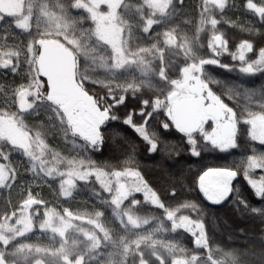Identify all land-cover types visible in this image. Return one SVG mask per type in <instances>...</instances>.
<instances>
[{
  "label": "rangeland",
  "instance_id": "rangeland-1",
  "mask_svg": "<svg viewBox=\"0 0 264 264\" xmlns=\"http://www.w3.org/2000/svg\"><path fill=\"white\" fill-rule=\"evenodd\" d=\"M188 2L0 0V106L4 108L0 109V134L24 146L35 144L36 152L35 160L25 162L30 169L25 197L0 194V227L10 237L17 232L13 238L19 248L63 249L62 237L50 230L59 216L52 206L51 212L38 215L36 229L24 234L30 228L27 211L31 202L20 204L40 193L54 201V206L66 207L69 214L84 219H72L77 231H88L93 239L104 231L112 247L120 246L104 255V264H125L122 253L145 240L171 249V264L200 260L219 264L209 255L215 243L210 246L207 232L222 246L246 244L259 256L244 263L264 264V209L247 202H264V68L259 70V59L264 58V0H204L200 11ZM51 40L73 51L75 63L62 79L96 97L95 117L84 102L66 109L69 99L51 92V81L42 72V49ZM113 62L114 67L110 66ZM179 64L183 67L177 69ZM17 72L18 82H12ZM151 73L160 74L164 85L148 83ZM243 74L250 79L244 80ZM198 84L209 100L222 105L234 119V135L223 148L234 144L239 153L229 159H212L215 165L205 168L195 184V173L186 170L175 175L174 164L168 169L172 175L164 163L163 168L155 163L142 177L137 158L135 162L129 157L131 143L119 133L126 129L108 126L110 118L133 129L137 126L139 132L146 128L147 140L164 143L163 154L177 149L199 156L208 138L224 143L223 123L200 109V128L188 132L177 124L173 113L179 100L196 97L191 89ZM34 104L38 111L25 115ZM137 110L154 115L173 141L165 144L156 130L158 124L145 127L146 114L137 115ZM162 111L167 120L162 119ZM105 125L112 133L103 130ZM151 127L157 128L151 133ZM253 131L258 135L255 144ZM104 135L109 138L106 149L102 147ZM140 146H134L137 152ZM6 165L0 161V173H5ZM232 171L238 173L236 181ZM203 185L215 186L224 195L217 211L206 208ZM245 185L253 198L248 197ZM171 189L179 191L184 200H195L193 215L213 222L209 231L204 226L192 238L200 241L197 249L204 251L201 258L205 259L191 250L184 232L169 230L160 218L158 210L171 209L176 200L168 194ZM162 214L173 225L183 222L171 211ZM63 217L67 220L69 215ZM228 227L233 232L228 233ZM76 264H82V259Z\"/></svg>",
  "mask_w": 264,
  "mask_h": 264
},
{
  "label": "trees",
  "instance_id": "trees-1",
  "mask_svg": "<svg viewBox=\"0 0 264 264\" xmlns=\"http://www.w3.org/2000/svg\"><path fill=\"white\" fill-rule=\"evenodd\" d=\"M186 1V2H185ZM191 2L193 5H195L197 10L204 9V0L198 1V0H181V2L187 3ZM230 2H236L238 0H229ZM188 2V3H189ZM200 7V8H199ZM195 10V8H194ZM199 10V11H200ZM262 32V31H261ZM260 32V34H261ZM92 36L94 39H98L96 34L92 32ZM179 61V59H177ZM110 61V60H109ZM111 62V61H110ZM119 64V63H118ZM203 64V63H202ZM115 63H110V66L114 67ZM183 65H177V69L182 68ZM69 73V72H67ZM18 75L19 72H17L16 77H11V81L18 82ZM44 75V74H43ZM157 73H151L147 76L148 83H155L161 82L162 85H164V79L161 77V75ZM71 75V79L74 80V76ZM243 79L248 80L251 76L247 74H243ZM44 78L47 80L48 78L44 75ZM157 86V85H156ZM92 92L95 90L90 89ZM123 98V97H122ZM151 101V100H150ZM115 102L114 106L116 105ZM57 107V106H56ZM0 109L4 110L3 107L0 106ZM38 108L36 107V104L33 106L31 105L26 111L25 115L32 116L34 115V112L38 111ZM65 109V108H64ZM115 114L114 111L111 110V115ZM118 119H120L118 117ZM154 115L150 118L148 123L151 126H154V124H158V128H153L158 131V134L162 135V138H164V142L171 143L173 141V138H170V136L165 135V131L161 128V125L159 122L154 121ZM119 120L110 118L109 124L112 125V128L114 129L116 126L122 125L123 128L126 130L119 131L121 134L125 135L124 139L129 141L131 143V147L129 148V157H132L136 162V158L138 155V148H135V145H138V143L141 144V139L149 137L148 131L142 130V132H139L136 127L131 128L127 124L123 123V121L118 122ZM109 125V126H110ZM148 126V124L146 125ZM145 126V127H146ZM71 129V125L69 127ZM143 128V127H142ZM159 129V130H158ZM105 132L108 133L111 132L110 128L104 127L103 129ZM152 130V127L150 129L151 133L154 132ZM146 134V135H145ZM59 135H57L55 138H58ZM27 138V137H26ZM108 139L106 140V136L104 135V144L103 149H106L108 146ZM13 142L4 136L0 134V161L5 162L7 166V169H5V173H0V194L5 196H10L13 194L20 195V198L25 197L26 189L29 187L28 182V173L30 172V169L28 165L25 163L27 160H35V149L33 145L24 146L23 143H17ZM21 142V141H20ZM106 142V143H105ZM107 144V145H106ZM163 142L157 141V148L159 152V158L156 164L161 165V168H163L162 164L169 169L171 165H177V168L172 171L175 175H180L181 173L185 172L186 170H191V172L195 173L193 177L194 184L196 183L197 178L201 174V172L208 167H211L215 165L213 162L214 159H219V148L221 146L220 142H213L209 138L205 140V149L204 152H202L204 146L198 150L199 156L197 154H186V152H180L177 151V149L174 150H167L166 154H163ZM137 149V150H136ZM127 158V157H126ZM130 158V159H132ZM213 159V160H212ZM129 161V160H128ZM127 161V162H128ZM132 161V160H130ZM126 162V164H127ZM137 165V164H136ZM134 165V167H136ZM217 165V164H216ZM137 168V167H136ZM171 170H168L167 173L171 174L169 172ZM84 174V173H83ZM46 176V175H45ZM196 191L193 193L195 194ZM170 193V194H169ZM168 194L175 198L176 200L171 205V209H163L158 210V212L161 213L162 216H160L161 220L166 224L165 226H168L169 230L171 231H180L184 232L186 235V239H188V246L193 249L194 251H197L198 257L201 258V255L203 254L202 251H198L197 245L200 244V241L198 239H192L193 235L200 231L204 226L209 231L208 228H212L213 222H209L206 216L204 218L198 217L193 215L192 210L194 207V204L196 203L195 200L191 201L190 199H183L184 196L181 195L179 191L171 189L168 191ZM68 195V194H67ZM121 195V194H120ZM113 191L111 192V201L112 200ZM248 197L253 198L250 194H248ZM29 202L30 208L27 211L30 215L28 218V224L30 226L29 230H27L24 234H27L29 231L36 229L35 221L38 217V215L45 211L46 213L51 212V206L53 209L58 210V223L55 224L50 228V230L62 237L63 240V249L59 250L58 252H48L45 250L35 249V250H26L23 248H19V243L15 242L13 238L16 236L17 232L12 234L11 237L6 234V228L0 227V264H76L78 259H82V264H104V261L102 259L104 258V255H106L108 252H111V250H115L119 248L120 246H116L117 248L112 247L113 242L109 235L105 233L104 231H101V234L99 236H94L93 238H90L88 236V231H77L74 224H72V219H75L77 221L85 222L83 218L75 217L67 212L66 207H56L54 206V201L49 200L47 197H41L40 193H37L36 196L30 197L29 200H23L21 202V206H26ZM247 202L256 203L257 207L259 209H264V202L263 201H252L251 199H248ZM204 204L208 210L217 211L220 205L218 206H212L204 201ZM117 208V207H116ZM50 209V211H49ZM119 210V208H117ZM163 210V211H162ZM171 211L172 214L177 217L178 219L183 218L182 224L178 225L175 223L173 225L169 220H165L163 218L162 212ZM69 215L67 220L64 219L63 215ZM211 224V225H210ZM5 229L6 232H3ZM230 233V227H228ZM246 231V230H245ZM233 232V231H231ZM19 235L21 232L18 233ZM234 235V233H232ZM244 235V234H243ZM11 238L13 239V242L11 241ZM209 238V244L212 247V245L215 243L214 250H211L210 256L214 257V259L218 260L219 264H248L244 263L247 262L248 259H254L259 256H256V254H253V251L251 252L250 248L247 247L246 244H235L236 242L228 243L226 245H221L216 239H212V237L207 232V240ZM245 238L249 239V235L247 236L245 234ZM118 241V240H115ZM118 243V242H115ZM235 244V245H234ZM118 245V244H115ZM239 245V246H238ZM130 247V246H129ZM113 248V249H112ZM172 253H174L171 249L165 248L161 246L160 244L153 245L152 243H149V240L145 241H138L134 245L131 246L128 250H125L122 253V257L124 258L125 264H171V257L173 256ZM240 254V255H239ZM253 255V257H252ZM205 259V258H201ZM245 260V261H244ZM185 264V263H182ZM197 264H211L209 261L200 260Z\"/></svg>",
  "mask_w": 264,
  "mask_h": 264
},
{
  "label": "water",
  "instance_id": "water-1",
  "mask_svg": "<svg viewBox=\"0 0 264 264\" xmlns=\"http://www.w3.org/2000/svg\"><path fill=\"white\" fill-rule=\"evenodd\" d=\"M42 57L44 59L42 72L51 81V92H58L69 99V102L67 103L65 108L69 109L72 104L82 101L85 103L89 113L94 116L96 97L88 92L84 93L83 90L71 80L59 79L60 75L69 71V69L74 65L75 56L73 51L64 45H61L60 42L51 40L42 49ZM191 90L197 94L194 100L182 99L179 100L174 106V114L177 124L188 132L198 130L202 123L201 118L198 115V109L200 103L203 100V97L200 95L203 87L198 84L193 86ZM175 95L176 93H174L171 98ZM208 108H210L211 113L216 118H219L221 116V111L215 105L211 104L208 106ZM223 133L225 135H231L233 133L231 123H226ZM232 175H236V173L233 172ZM211 189L215 193L217 192V187L212 185H203L201 187V191L205 195V199L210 204H217L218 199L208 194V191Z\"/></svg>",
  "mask_w": 264,
  "mask_h": 264
},
{
  "label": "flooded vegetation",
  "instance_id": "flooded-vegetation-1",
  "mask_svg": "<svg viewBox=\"0 0 264 264\" xmlns=\"http://www.w3.org/2000/svg\"><path fill=\"white\" fill-rule=\"evenodd\" d=\"M263 61H261L259 59V65L261 66L259 68V70L263 69V65H264V58H262ZM43 64H44V60H43ZM259 75L262 74V73H258ZM62 75L59 76V79L63 80L62 79ZM256 76H252V79H255ZM49 80V79H48ZM261 86L263 84H260ZM259 87V86H258ZM86 93V92H84ZM200 95L203 97V100L202 102L200 103L199 105V109H198V112L200 111V109H203L204 111H206L207 114L213 116L216 120H218L219 122L223 123V126H222V129H221V135H222V138H224V143H221V146L219 148V158L221 160L223 159H229L230 156L233 155V157L235 155H237L239 153V150L236 148V146L234 144H230L229 146L223 148V146L225 144L228 143L227 139L232 137L234 135V129H235V123H234V119L232 118V116L229 115V111L224 109L222 105L214 102V101H211L207 98L205 92H204V89L202 90V92L200 93ZM197 96V95H196ZM196 98V97H195ZM194 98V99H195ZM171 99V97H170ZM192 99V100H194ZM215 103V104H214ZM215 105L216 107L219 108V110L221 111V116L219 118H216L212 113H211V110L210 108H208L209 105ZM175 106V105H174ZM95 108V107H94ZM142 111V110H140ZM139 111L137 110V115H142L143 117L145 116L144 114H146V120H145V125L148 124V121L150 120V118L153 116H148L147 113H144L143 111L138 113ZM159 113V110L157 111ZM154 113V112H153ZM162 113V119L163 120H167L166 116L164 115L163 111L161 112ZM173 113H174V108H173ZM96 115H94L95 117ZM174 117H175V114H174ZM176 119V118H175ZM231 123L232 125V129H233V133L231 135H225L223 133V130H224V126L226 125V123ZM110 125V124H109ZM108 125V126H109ZM107 125H105V127L107 128L108 127ZM137 127V126H136ZM140 127H143V125H140ZM183 129V128H182ZM196 131V130H195ZM195 131H192V132H195ZM257 138H258V135H256V131L252 133V140L254 142V144L256 143L257 141ZM140 149H139V152H138V155H137V168L142 172L141 175L142 177H146L145 175V170H150L152 169V167L154 166V164L158 161V158H159V152H158V148H157V142L156 143H152L150 142V140H147L145 138H142L141 139V144H140ZM225 157V158H224ZM233 172L236 173V175H232ZM231 178L236 181L238 179V173L237 171H232L231 173ZM146 182V180H144ZM245 189H247L248 193L254 197L253 195V192L252 190L245 185ZM122 194H124V191H122ZM208 194H213L215 196V198L218 199V203L217 204H210L206 199H205V195L203 194V197H204V200H206V202L212 206H218L221 204V199L224 197V195L222 193L219 192L218 188H217V192L215 193L212 189L208 191ZM213 197V196H212ZM154 201V199H152Z\"/></svg>",
  "mask_w": 264,
  "mask_h": 264
}]
</instances>
